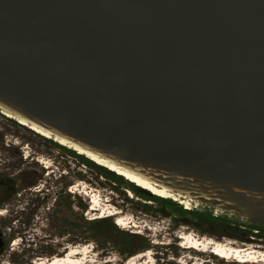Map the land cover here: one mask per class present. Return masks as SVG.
I'll list each match as a JSON object with an SVG mask.
<instances>
[{
  "label": "water",
  "instance_id": "95a60500",
  "mask_svg": "<svg viewBox=\"0 0 264 264\" xmlns=\"http://www.w3.org/2000/svg\"><path fill=\"white\" fill-rule=\"evenodd\" d=\"M0 109L264 226V0H0Z\"/></svg>",
  "mask_w": 264,
  "mask_h": 264
},
{
  "label": "rangeland",
  "instance_id": "374dc122",
  "mask_svg": "<svg viewBox=\"0 0 264 264\" xmlns=\"http://www.w3.org/2000/svg\"><path fill=\"white\" fill-rule=\"evenodd\" d=\"M92 158L0 109V264L72 249L89 251L86 264H239L190 240L264 252V226L161 187L138 196L145 187Z\"/></svg>",
  "mask_w": 264,
  "mask_h": 264
},
{
  "label": "bare ground",
  "instance_id": "6f19581e",
  "mask_svg": "<svg viewBox=\"0 0 264 264\" xmlns=\"http://www.w3.org/2000/svg\"><path fill=\"white\" fill-rule=\"evenodd\" d=\"M8 114V112H7ZM10 115V114H9ZM21 123L25 124V125H30L28 124L25 120H20ZM34 130H37L40 133H43L47 136H53L50 132H48L47 130L38 127L36 125H30ZM57 139H59L60 141L70 144L72 146H74L76 149L81 150L82 152L86 153L87 155L93 157L95 159V161L102 162L104 165L111 167L112 169H114V171H116V173H120L119 175L125 176L128 179L134 181L135 183L138 184V186H142L145 187L144 189H157V187H161L160 185H158V183L154 182L153 180H151L150 178H148L147 176L140 174L138 172H135L133 170H130V168L126 167V166H122L121 164H118L117 162H114L112 160H109L107 158H103L102 156H100L99 154L90 152L88 150H86L85 148L80 147L77 144H73L69 141H67L66 139L63 138H59L57 137ZM92 158V159H93ZM101 164V163H100ZM111 169V170H112ZM162 189H159L161 191L167 192H173L172 190L168 189L167 187H161ZM169 197V196H168ZM187 198H190L189 195H186ZM123 224L122 222H120L119 225ZM203 243L205 244V248L206 250H210L213 254H216L217 256H220L222 259H227V260H234L235 262H238L239 264H247V263H264V252H260V251H256L255 249H251V248H247V249H243V248H239V247H235L233 246V244H220L217 242H213V241H209V242H201V241H191L189 242L188 245H190L191 248H196V249H202L203 251H205V249L203 248ZM186 244V245H187ZM89 258V251L88 250H76V249H72L70 250L67 255L64 256V258H54L51 261H49L48 263L42 261L41 264H86ZM136 258H133L132 261H135ZM84 261V262H83Z\"/></svg>",
  "mask_w": 264,
  "mask_h": 264
},
{
  "label": "trees",
  "instance_id": "16d2710c",
  "mask_svg": "<svg viewBox=\"0 0 264 264\" xmlns=\"http://www.w3.org/2000/svg\"><path fill=\"white\" fill-rule=\"evenodd\" d=\"M112 171V170H111ZM107 172L108 173H110V174H112V175H115L116 177H118V178H121V177H119V176H117L114 172H110V171H108L107 170ZM134 192L138 195V196H141V197H147L146 195H147V191H145V190H143V189H140V188H137V187H135L134 189ZM151 200V199H150ZM165 201H169V202H171V200H165Z\"/></svg>",
  "mask_w": 264,
  "mask_h": 264
},
{
  "label": "flooded vegetation",
  "instance_id": "af4514ba",
  "mask_svg": "<svg viewBox=\"0 0 264 264\" xmlns=\"http://www.w3.org/2000/svg\"><path fill=\"white\" fill-rule=\"evenodd\" d=\"M184 244H185V243L182 244V246H183L184 248H186V249H190V248H191L189 245L184 246ZM194 249H196V248H194ZM67 250H68V247H66V248L63 250L64 253H66ZM196 250H198V249H196ZM199 250H200V249H199ZM68 252H69V251H68ZM68 252H67V253H68ZM64 253H63V254H64ZM66 255H67V254H66ZM135 258H136V257H135ZM132 259H133V258H132ZM132 259H131V261H132ZM123 261H124V260H123ZM131 261H130V262H131ZM135 261H136V260H135ZM34 263H35V264H38L37 262H34ZM39 264H41V263H39ZM134 264H136V263L134 262Z\"/></svg>",
  "mask_w": 264,
  "mask_h": 264
}]
</instances>
